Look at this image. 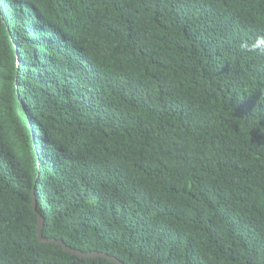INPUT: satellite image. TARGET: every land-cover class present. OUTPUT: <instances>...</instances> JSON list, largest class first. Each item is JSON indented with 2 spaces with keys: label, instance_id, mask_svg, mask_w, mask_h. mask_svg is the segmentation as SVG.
<instances>
[{
  "label": "trees",
  "instance_id": "16d2710c",
  "mask_svg": "<svg viewBox=\"0 0 264 264\" xmlns=\"http://www.w3.org/2000/svg\"><path fill=\"white\" fill-rule=\"evenodd\" d=\"M264 264V0H0V264Z\"/></svg>",
  "mask_w": 264,
  "mask_h": 264
},
{
  "label": "water",
  "instance_id": "95a60500",
  "mask_svg": "<svg viewBox=\"0 0 264 264\" xmlns=\"http://www.w3.org/2000/svg\"><path fill=\"white\" fill-rule=\"evenodd\" d=\"M32 205H33V209L35 210V201L34 200H33ZM35 213H36V216H37V223H38L37 236H38L39 242H41V243H56V244H59L64 250H66L67 252L77 256L79 258V261H82L83 259H86V258L102 257L104 259L110 260L112 263H115V264H125V263L121 262L120 260H118L117 258H115L113 256H110V255H108L106 253L95 252V251L81 252V251L74 250V249L68 247L67 245H65L60 240H56V239H52V238L51 239L43 238L42 233H41L43 220H42V217L40 216V214L36 210H35Z\"/></svg>",
  "mask_w": 264,
  "mask_h": 264
}]
</instances>
